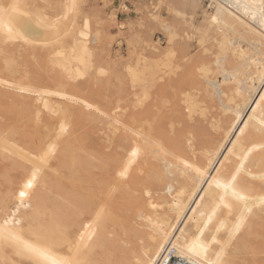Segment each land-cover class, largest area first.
<instances>
[{
	"label": "snow or ice",
	"instance_id": "6c2138e0",
	"mask_svg": "<svg viewBox=\"0 0 264 264\" xmlns=\"http://www.w3.org/2000/svg\"><path fill=\"white\" fill-rule=\"evenodd\" d=\"M164 7L169 12L167 18L160 15ZM186 7L181 0L167 4L122 0L118 7L113 0H104L102 5H84L79 0L43 5L0 0V87L6 101L5 128L0 132V167L4 172L0 264H157L159 252L145 238L123 227L127 208L116 202L119 193H130L139 220L146 221L143 228L155 231L153 221L159 216L154 213L172 205L157 199L162 196L161 177L153 164H162L163 179L196 174L198 187L186 197L189 204L175 203L176 223L169 222L164 229L165 242L171 243L177 255L186 257V264H264V94L247 119L240 118L243 108L234 110L228 136L209 153L207 167L193 160L196 152L192 148L198 131L202 133L216 115L211 102L219 100L221 107H226L222 98L241 82V74L245 82L252 81L245 89L249 96L257 79L264 85V0L229 6L242 10L243 16L230 12L223 3L209 4V8H216V14L199 28L189 20ZM133 10L134 20L119 21V13ZM160 31L167 35L170 47L184 38H195L205 53L195 72L203 77L208 93L201 90L196 96L167 79L153 81L167 94L168 108L175 103L183 117L179 127L171 111L159 106L145 111L151 99L147 92L143 98L138 94L143 81L131 67L123 71L125 64L138 66L137 58L148 63L145 58L150 49L157 51L152 46L155 33ZM213 33L223 35L213 39ZM102 39L112 46L116 40L123 43L128 39L127 59L122 61L117 54L115 61L109 57L107 64L98 63L90 47ZM37 43L44 55L37 68H47L50 75L59 77L60 86L55 89L34 83L39 77L25 55L35 59ZM97 55L103 60V54ZM171 67L178 79L183 69ZM93 77L98 82L101 78L121 82L111 110L69 94L74 80L84 83ZM9 94L33 101L31 120L39 139L33 147L21 146L16 139L20 132L9 119V114H14L7 103ZM133 95L138 103L132 102ZM124 96H128L127 101ZM55 98L59 103H50ZM69 102L94 114L101 126L107 124L110 143L119 138L120 146L109 149L117 158L100 161L87 185V195H77L68 186L76 183L85 167L81 157L87 155L95 163L97 154L84 153L79 138L70 141L75 117ZM17 107L23 111L22 105ZM188 149L191 154H186ZM172 191L169 186L165 195ZM34 200L44 209L42 216L22 211L31 209ZM191 203L195 207H190ZM186 212L191 215L186 216ZM49 214L60 222L55 231L46 227ZM181 223L183 227H177ZM177 231L180 234L174 235Z\"/></svg>",
	"mask_w": 264,
	"mask_h": 264
},
{
	"label": "bare ground",
	"instance_id": "6f19581e",
	"mask_svg": "<svg viewBox=\"0 0 264 264\" xmlns=\"http://www.w3.org/2000/svg\"><path fill=\"white\" fill-rule=\"evenodd\" d=\"M23 2L25 0H22ZM104 3V0H100ZM167 3L166 0H159V3ZM210 4H220L223 3L225 7H228V10L230 12H235L237 15L243 16V11L237 9L235 7H229L236 5L238 2L243 3L244 0H209ZM216 14V10L214 15ZM210 20V19H209ZM223 35L220 33H213V39H215V35ZM199 35V34H198ZM236 39H239L237 36ZM247 39H251V37H248ZM197 44L199 46L198 52H196L195 55H191L193 57H190L187 55L186 49L182 50L179 54V58L175 57L169 61H167V64L162 69L158 70L155 68L146 69L142 66H140V63H138V66L136 64L134 65H128L125 64V69L128 70L129 67L132 68V71L135 73H138L141 80L143 81L142 85H139V87H142L143 89H146V92L150 91H162L165 92L163 89L156 87V85L153 83L155 80L157 83L161 78L167 79L169 83L175 84L177 88H187L189 90H192L196 96H199L201 93V90H203L205 93L209 92L207 84L203 82V77L200 76L199 73L195 72L196 64L203 61L205 59V53L202 50V46L200 45V42L198 39H196ZM126 42L128 43V39H126ZM109 43V42H108ZM175 45V44H174ZM173 45V46H174ZM169 46V44H168ZM171 46V47H173ZM192 46V45H191ZM246 48L248 47L247 43L244 45ZM154 49L159 50L160 47L156 44H153ZM169 46V48H171ZM189 48V47H188ZM189 54V53H188ZM43 58L40 61L41 64L44 61V55ZM195 57V59H194ZM174 66L176 69H183V71L180 72L179 78L177 79L176 72L172 70V67ZM255 67V66H253ZM187 71V72H186ZM46 72V71H45ZM127 72V71H125ZM185 72V73H184ZM184 73V75H183ZM47 74V73H45ZM49 77V75H48ZM52 76H50L51 78ZM49 79V78H48ZM52 79V78H51ZM56 87L60 86V79L57 76H54V79H52ZM130 83H132L131 78H129ZM241 82H237L235 84V87L232 89L231 92L226 97H223V104L226 107H221L220 101L216 100L212 103L213 108H217L219 112L216 113V115L212 118L215 120V124L212 123V119H210L207 122L206 129L201 133L198 131V139L196 143L192 145V148L195 149L196 155L193 156V160L197 161V165H203L205 167L208 166V159L209 153L216 150L218 145L224 144L225 138L228 136L229 132V125L233 121L234 116V110L239 106L243 108L244 110L239 113L241 120L247 119L248 115H251V108L256 107L257 101H259V96L261 94H264V85H262L257 79L255 81L254 89L252 90V95H248V91H246V87L252 86L251 79H248L246 82L244 81L243 74H241L240 77ZM99 83V82H98ZM183 83V84H182ZM149 84V85H148ZM240 84H243L240 85ZM54 86V88H56ZM53 88V89H54ZM233 93L235 95L233 96ZM183 95V93L181 94ZM167 96V94H166ZM168 99V97H167ZM167 99L163 101L160 104L164 106L168 111H174L175 113L177 111V107L175 103L172 104L171 108L169 109L167 106ZM175 99V95H173V100ZM246 99L247 102L246 103ZM216 103V105L214 104ZM1 109V108H0ZM14 110V109H12ZM25 118L30 121V124H33V130L29 134H24L23 141L20 144L21 146L33 147L36 144L39 143L38 135L35 133V124L31 120V113H25ZM197 126L200 127V118H197ZM5 127L0 125V132L4 130ZM74 131V130H73ZM21 133V131H20ZM24 133V132H23ZM75 133V132H74ZM74 133L72 135H74ZM72 136L71 138H73ZM70 141H74L71 140ZM109 139V136L107 137ZM76 140V139H75ZM81 148L83 149V152L85 150L84 147H82V144L79 143ZM230 147V145H226ZM185 148H187V142L185 141ZM3 145L0 144V151H2ZM86 153V151L84 152ZM186 154H191V149H188ZM85 161V167L83 169H86L87 171H91V169L95 166V163H92L89 161L87 155H83L81 157ZM153 167L157 170L159 176L161 177L160 181L163 184H167L172 188L171 195H165L167 192L162 194L161 197H158L157 199H165L167 204L172 205L171 207H167L165 209H161L158 213H154V215L159 216L158 220L153 221V225H155V231L149 232L147 229L143 228V224L146 223V221H140L137 215V208L135 204V199H130L129 196L118 194L116 197L117 204L123 203L124 206L127 208V215H125L123 219V227L126 228L130 232H135L139 234L141 237L145 238L146 243L151 247L154 248L156 251L159 252V255L155 257L157 260V264H164L166 260L170 259V257H178L180 259V262L182 264H186V257L177 255L174 250H172L171 243H166L164 240V229L167 227V224L169 222L175 224V215H176V209H175V203H183V204H189L188 199L186 197L192 196V193L195 191V189L198 187V181L194 178L195 173H192V176L189 177H180L178 179H163L165 177L166 173L162 167V164H153ZM82 171V170H81ZM80 171V175H81ZM90 176V174H89ZM79 180L76 181L74 185H69L68 187L72 192H74L77 195H87V182H90V180L84 181L79 176ZM127 192L125 191V194ZM173 197L176 198L175 202L173 201ZM197 197H193V200L197 199ZM33 207L31 209L23 210L26 211L27 215H43L44 209L40 206L36 205V201L33 202ZM190 207H195L194 203H191L189 205ZM185 215H191L190 212H186ZM84 223H88L87 220L84 221ZM160 225H163L164 227H160ZM60 222L54 218L51 214H49L48 219L46 221V227L52 231H55L59 228ZM79 227V224L77 225ZM152 225H149V228H151ZM177 227H183V224L177 225ZM171 231V229H168ZM180 233L177 231L174 233V235H179ZM162 246V247H161ZM173 252L174 255H170V253ZM163 257V259H162Z\"/></svg>",
	"mask_w": 264,
	"mask_h": 264
},
{
	"label": "rangeland",
	"instance_id": "374dc122",
	"mask_svg": "<svg viewBox=\"0 0 264 264\" xmlns=\"http://www.w3.org/2000/svg\"><path fill=\"white\" fill-rule=\"evenodd\" d=\"M164 1V0H163ZM167 3L169 0H166ZM19 3L22 4H59L61 2H67V0H25L24 2L22 0H18ZM80 3L84 5H97V4H103L100 0H79ZM113 2L119 6V4L122 2V0H113ZM137 0H128L129 4L136 3ZM182 3H184L187 7L185 8V13L187 14L190 21H195V26L199 28L206 19H210L211 15H214L216 8H209L208 5L210 4L209 0H181ZM148 3H152V0H148ZM156 3H159V0H156ZM165 3V4H167ZM160 15L164 18H167L169 15L167 7H164L160 10ZM136 17V12L133 10L131 13H119L118 19L121 23H123L125 20H134ZM191 34V29L189 30ZM199 33H197L198 35ZM112 36L116 35V32L111 33ZM152 39V34H149V40ZM197 40L194 38L192 40H188L187 38H184V40L181 43L175 44L173 47L169 48L167 43V35L163 32H157L155 33V41L153 44H156L160 47L159 50L153 51L149 50L147 57L145 58L148 63L145 64L143 61L139 60L137 58L138 63H140V66L150 69H162L167 64V61L177 57L179 58V54L182 50L186 49L187 55H195L196 52H198V44L196 42ZM108 44L107 50H105V44ZM192 45V46H191ZM153 47V46H152ZM189 47V48H188ZM154 48V47H153ZM35 59H32V56L28 53L25 55V59L27 62H29L32 66L34 71L37 72V75L39 77L38 80H35L34 83L42 84L45 87L54 88L55 84L52 82L54 79V76L57 77V75H50L47 68H44L43 71H40L37 68L38 64H41L42 61L39 62L43 57V51L41 48V45L37 43L33 48ZM91 53L96 56L98 63H108L109 57L112 61H115L117 58V54L120 55L121 60H126L128 57V43L126 42V39L121 43L120 40H116L115 46H112L111 43L107 41V39H102L99 43L96 45H93L90 47ZM97 52L103 54V60H101V57L97 55ZM189 53V54H188ZM193 57V56H191ZM43 64V63H42ZM46 71V72H45ZM123 71H127L124 67ZM187 72V71H186ZM47 73V74H45ZM185 73V72H184ZM183 73V75H184ZM3 75V68H2V58H0V76ZM49 75V77H48ZM50 76H52L50 78ZM49 78V79H48ZM128 84L131 85L130 81H128ZM183 84V83H182ZM149 85V84H148ZM243 86V84H240ZM56 87V86H55ZM121 82L115 78L111 79H103L98 81L95 77L90 78L89 80L85 81L84 83H80L77 80H74L72 82V86L69 88V94H75L77 96V99L86 98L87 102L94 104V106L101 107L102 110H111L112 101L114 98L118 97L121 90ZM55 89V88H54ZM146 93V89H143L142 87H139V95L141 98ZM147 94L150 96L151 103L148 106V109L145 111H150L152 109H155L156 107H160L161 109L168 111L164 106L160 104L163 101L167 99L166 93L162 91H148ZM124 100H128V96H124ZM59 103V98H55V100H50V103ZM133 103H138L135 99V95L132 97ZM166 102V101H165ZM9 107L13 110L14 114H9V119L11 122V125H14L19 132L21 133L16 137L19 144L23 141L24 134L31 133L30 130H33L32 125L30 124V121H28L25 118V113H28L30 111L31 106L33 105V101L29 100L26 96L21 99L19 94H9V99L7 101ZM5 92L2 87H0V125L5 127L4 124V108H5ZM216 105V103H214ZM17 105L23 106V111L19 110ZM72 108L73 114H74V121H73V133L74 136L71 138L73 140L74 138H79V143L82 144V147L85 148L84 152L90 153V152H96L97 154V162H95V166L91 169V171H87L86 169H82L80 178L82 180H92L95 169L100 166V161H107L108 159H115L117 158V153L115 151L109 152L110 148L119 147L118 143V137H115L113 141L110 143L108 137V125L104 124L101 126L97 123V119L94 114L89 113L87 109L78 106V105H72L70 102L67 105ZM215 112H219L218 109L215 107ZM173 115L176 116L177 120V126L179 127V124L183 117L179 113H175L172 111ZM24 132V133H23ZM72 133V134H73ZM74 139V140H75ZM90 174V176H89ZM80 181V179L78 178ZM88 184L90 182H87ZM4 184V172L3 168L0 167V195H2V189ZM159 186L161 188V193H165L164 191H168L169 186L167 184H163L159 182ZM121 195L129 196L130 199H134V197L130 193L121 192L119 193ZM223 235V233H221Z\"/></svg>",
	"mask_w": 264,
	"mask_h": 264
},
{
	"label": "built area",
	"instance_id": "2783aa9c",
	"mask_svg": "<svg viewBox=\"0 0 264 264\" xmlns=\"http://www.w3.org/2000/svg\"><path fill=\"white\" fill-rule=\"evenodd\" d=\"M170 255L172 256L174 255V253L171 252ZM164 264H182V263L180 262V259L178 257H170V259L166 260Z\"/></svg>",
	"mask_w": 264,
	"mask_h": 264
}]
</instances>
